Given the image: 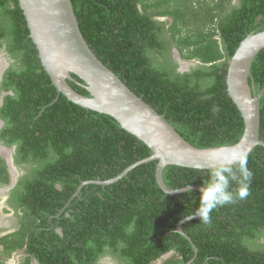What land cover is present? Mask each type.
Here are the masks:
<instances>
[{
	"label": "trees",
	"instance_id": "16d2710c",
	"mask_svg": "<svg viewBox=\"0 0 264 264\" xmlns=\"http://www.w3.org/2000/svg\"><path fill=\"white\" fill-rule=\"evenodd\" d=\"M72 3L97 57L188 143L211 148L241 140L245 123L228 93L227 74L247 35L264 30V0H241L223 20L228 4L220 1ZM211 5L216 14L209 17ZM173 45L183 60L199 63L179 73ZM2 47L15 65L1 84L9 94L0 109L5 122L0 138L17 145L16 163L27 174L16 193L15 205L24 214L21 228L0 237V264L24 249L23 264L33 258L39 264H97L104 257L118 264H153L171 251L175 255L162 264H188L195 248L176 228L198 207L199 190L165 194L156 180L158 162L152 161L113 184H87L74 197L83 182L115 178L152 151L112 116L59 95L19 0H0ZM73 77L78 82L69 81L73 89L91 96L85 82ZM249 83L254 94L264 89V50L252 65ZM260 137L264 140V95ZM247 166L253 173L247 198L213 210L210 224L198 218L183 225L198 248L190 264H264V146L247 157ZM209 171L167 166L163 176L169 188L179 189L202 186ZM9 183L0 156V184Z\"/></svg>",
	"mask_w": 264,
	"mask_h": 264
},
{
	"label": "water",
	"instance_id": "95a60500",
	"mask_svg": "<svg viewBox=\"0 0 264 264\" xmlns=\"http://www.w3.org/2000/svg\"><path fill=\"white\" fill-rule=\"evenodd\" d=\"M19 3L41 62L59 95L64 94L71 102L89 110L112 116L152 151L150 157L130 165L115 178L83 182L74 197L79 196L81 189L87 184H113L128 176L136 167L152 161L158 162L156 180L165 194L179 195L187 192L189 187L191 190H199L202 187L200 185L169 188L163 176L165 168L180 166L211 170L236 160L241 155L248 157L257 146H264V140L260 137L261 99L264 89L254 94L249 83L252 65L264 50V30L258 28L249 33L229 63L228 93L245 123L241 140L229 146L198 148L188 143L164 115L132 91L97 57L80 29L72 0H19ZM175 53L180 61L178 50ZM73 75L85 82L84 86L91 96L82 95L73 89L69 81L78 83ZM6 158L11 171L16 172L12 157L7 155ZM187 222L186 219L181 220L176 232L186 236L195 248V255L188 263L190 264L197 257L198 248L183 230V225Z\"/></svg>",
	"mask_w": 264,
	"mask_h": 264
},
{
	"label": "flooded vegetation",
	"instance_id": "af4514ba",
	"mask_svg": "<svg viewBox=\"0 0 264 264\" xmlns=\"http://www.w3.org/2000/svg\"><path fill=\"white\" fill-rule=\"evenodd\" d=\"M241 0H220L221 3L228 4V8L226 9V12L222 16L223 18L226 16V14H229L232 12L234 7H237V4H239ZM169 37V36H168ZM175 50H178L173 45V59L178 64L177 71L179 73H185L189 71L191 67L196 66L197 64H182V62H185V60L180 57V61L177 59ZM0 51L3 53H7L10 57H8L6 60H0V74L2 73V76L0 77V109L4 104L5 97L9 94V92L3 91L1 84L4 79L5 73L15 65V60L11 57V55L7 52L6 47L0 48ZM179 52V51H178ZM181 55V54H180ZM0 121L2 122V126L0 127V137L3 128L5 127V122L0 116ZM6 140L0 138V156L6 161L9 172H10V183L6 185L0 184V199L2 195L4 196V201L2 206H0V237L6 236L8 234L14 233L15 231L19 230L21 228V221L23 218L22 210L17 208L15 203L17 201V187L21 184L22 180L25 178L27 172H25L22 167H19L16 163V151H17V145H8ZM7 155L11 156L13 159V164L16 169V172H12L8 161H7ZM1 202V201H0ZM56 232L61 233V230L58 229ZM18 253V254H16ZM16 256L14 258H17V261L20 256H23L22 258L27 257V254L25 253V249L15 252ZM13 254V256H14ZM9 258H4V264H11L8 260ZM111 259V261H109ZM16 260V259H15ZM25 262V261H24ZM32 264H39V262L33 258L31 260ZM19 264V263H18ZM23 264V263H20ZM97 264H118L117 261L113 260L111 257H104L101 259Z\"/></svg>",
	"mask_w": 264,
	"mask_h": 264
},
{
	"label": "clouds",
	"instance_id": "9594fccd",
	"mask_svg": "<svg viewBox=\"0 0 264 264\" xmlns=\"http://www.w3.org/2000/svg\"><path fill=\"white\" fill-rule=\"evenodd\" d=\"M185 62L190 63L189 61ZM192 63L198 64L199 62ZM233 164L237 165V168L234 169ZM237 172L239 173V186L237 191L233 193L231 191V184L233 181L238 180ZM252 175L253 173L247 166V157L245 155H241L236 160L211 169L207 173V178L202 181V187L199 189L198 207H195L194 212L186 216L185 219L191 221L199 217L200 221L204 224H210L213 210L226 204H232L236 199L244 200L248 197ZM188 192L192 193L190 187L188 188ZM160 259L157 261H160ZM157 261L153 264H158Z\"/></svg>",
	"mask_w": 264,
	"mask_h": 264
},
{
	"label": "rangeland",
	"instance_id": "374dc122",
	"mask_svg": "<svg viewBox=\"0 0 264 264\" xmlns=\"http://www.w3.org/2000/svg\"><path fill=\"white\" fill-rule=\"evenodd\" d=\"M219 1L220 0H211V4H217V2L219 3ZM204 12H203V14H202V16L203 15H205V17H206V9H204L203 10ZM214 14H216L215 13V10L213 9V5H211L210 7H209V11H208V16L209 17H211L212 15H214ZM207 19H208V17H207ZM165 20H168L170 23L169 24H171V22L173 21L172 19H167V18H161L160 19V21H165ZM210 24V23H209ZM210 27V26H209ZM8 57H10L7 53H3V52H1L0 51V60L2 59V60H6ZM2 63V62H1ZM0 63V64H1ZM189 64H192V62H190ZM4 196L5 195H2L1 196V199H0V206H2V204H3V201H4ZM0 251H1V248H0ZM16 254H18V253H16ZM16 254H14V256L12 255L8 260H9V262L11 263V264H20V263H24V261H25V258H22L23 256H20L19 257V259H18V261H17V258H14L15 256H16ZM175 254L174 253H168V254H166L164 257H162L161 259H160V261H157V263L158 264H162L165 260H168V259H170L171 257H173ZM16 259V260H15ZM109 261H111V259H109Z\"/></svg>",
	"mask_w": 264,
	"mask_h": 264
}]
</instances>
